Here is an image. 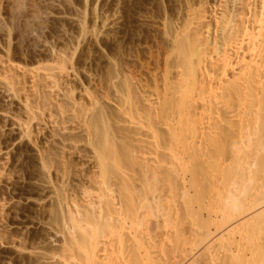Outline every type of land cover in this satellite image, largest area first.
<instances>
[{"label": "bare ground", "instance_id": "6f19581e", "mask_svg": "<svg viewBox=\"0 0 264 264\" xmlns=\"http://www.w3.org/2000/svg\"><path fill=\"white\" fill-rule=\"evenodd\" d=\"M206 6L173 38L167 97L146 114L121 89L114 118L87 89L76 97L62 53L39 67L0 56V104L25 116L0 111L6 134L32 142L37 121L59 146L37 151L42 177L98 167L82 204L51 188L58 253L29 252L35 264H264V0Z\"/></svg>", "mask_w": 264, "mask_h": 264}, {"label": "rangeland", "instance_id": "374dc122", "mask_svg": "<svg viewBox=\"0 0 264 264\" xmlns=\"http://www.w3.org/2000/svg\"><path fill=\"white\" fill-rule=\"evenodd\" d=\"M216 1L0 0V56L9 55L19 66L39 67L52 64L62 53L70 66V86L76 97L87 89L109 104L114 118L119 103L108 101L112 96L108 92L124 91L131 103L127 101L125 106L134 105L146 114L167 97V81L175 71L173 38L185 28L194 9L212 7ZM6 102L0 104V111L24 121L15 101ZM3 121L0 118V149L5 152L0 154L4 164L0 176V264H35L29 252L58 253L48 246L54 237L46 229L47 224L61 222L60 200L51 188L61 186L67 203L82 204L84 191L98 179V167L91 160L81 173L68 172L62 178L60 167L52 166L49 175L42 177L37 151L52 147L51 151L58 152L59 147L48 143L49 131L33 122L31 129L40 132L32 143L17 134L7 135L10 123ZM89 148L83 149L84 154ZM43 180L50 189L37 191L36 183L41 185Z\"/></svg>", "mask_w": 264, "mask_h": 264}]
</instances>
